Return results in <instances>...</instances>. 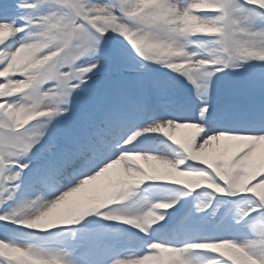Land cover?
Instances as JSON below:
<instances>
[{
    "label": "snow or ice",
    "instance_id": "6c2138e0",
    "mask_svg": "<svg viewBox=\"0 0 264 264\" xmlns=\"http://www.w3.org/2000/svg\"><path fill=\"white\" fill-rule=\"evenodd\" d=\"M0 264H264V0H0Z\"/></svg>",
    "mask_w": 264,
    "mask_h": 264
}]
</instances>
